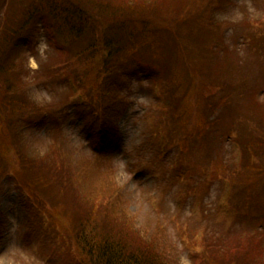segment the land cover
I'll return each mask as SVG.
<instances>
[{
    "label": "rangeland",
    "instance_id": "rangeland-1",
    "mask_svg": "<svg viewBox=\"0 0 264 264\" xmlns=\"http://www.w3.org/2000/svg\"><path fill=\"white\" fill-rule=\"evenodd\" d=\"M218 1L221 6L211 7L209 14L217 27L218 40H224L227 47L224 45L210 56L206 50L208 37L181 29L187 57L182 53V45L165 44L160 52L161 61L170 62L172 67L176 61L180 68V81H173L178 83L173 86L176 93L173 101L182 108L193 109L189 118L187 114L181 119L185 121L183 125L178 124L182 108L170 114L173 120L170 135L182 140L188 135L184 131L198 129L204 135V142L196 136L189 137L193 141L180 149L173 144L163 149V141L152 132L154 114L159 116L161 110L166 114L170 104L162 101L156 91L160 92L159 83L164 81L154 78L153 72L148 75L139 58L148 55V62L153 65L150 69H159L162 64L158 55L152 58L151 52L135 51L114 61L111 73L103 80L105 94L100 96L106 106L103 119L99 117L101 111H97L99 116L92 115L95 111L92 104L98 101L92 98L90 104L78 81H73L79 88L78 94L71 91L67 79L72 78L69 71L73 68L63 70L66 59L54 47L52 37L41 28V23L34 21L32 46L17 53L20 57L16 64L22 63L18 66L23 73L20 80L25 97L47 116H38L42 118V126L18 132L15 141L17 150L30 160L40 159L47 168L56 164L58 176L49 195L45 193V185L38 182V194L35 190L31 197L10 176L18 170L16 158L8 154L0 159L4 170L0 176V252L8 249L11 264H28L30 253L38 255L45 264L77 263L76 256L73 261L70 256L75 255L70 222L73 218L86 220L90 213L95 221L92 231L99 229L106 236L116 229L124 233L129 228V235L122 237L130 238V245H135L133 233L136 234L153 245L157 253L162 252L165 264L182 261L208 264L206 246L225 243L230 237L235 241L242 235H264V216L260 219L263 229L258 231V223L246 215L247 211L240 221L227 215L228 200L231 203L234 197L230 193L233 186L221 176L223 170L231 177L233 171L246 170L237 140L245 141L246 131L249 136L256 134L254 130L259 131L256 138L259 144L245 145L251 157L249 166L261 173L244 185L248 189L241 184L237 185V191L247 197L250 211L254 205L261 209L259 214L263 213L264 42L260 47L254 43L264 40V0ZM25 3L27 0H13L3 21L7 0H0V41L8 28L16 26L17 10L22 11ZM139 3L142 9L153 11L146 0ZM179 3L180 0H163L158 10L163 13L164 8L178 7ZM152 15L157 16L156 10ZM52 69L60 77L47 78ZM161 76L164 77L162 72ZM182 77H186L189 86L187 81H181ZM189 93L200 95L197 98ZM184 95L189 96L185 101ZM54 117L58 123L52 120ZM15 141L13 145L9 140L8 143L14 146ZM64 167L67 171L59 173ZM69 181V192L58 194L56 188ZM51 196L65 207L57 211L51 208L46 200ZM48 216L52 223L50 220L47 228ZM60 227L66 230L70 242ZM117 241L123 242L121 238ZM263 259L264 254L260 253L259 261Z\"/></svg>",
    "mask_w": 264,
    "mask_h": 264
},
{
    "label": "trees",
    "instance_id": "trees-1",
    "mask_svg": "<svg viewBox=\"0 0 264 264\" xmlns=\"http://www.w3.org/2000/svg\"><path fill=\"white\" fill-rule=\"evenodd\" d=\"M12 1L7 0L5 10L2 12L3 21L8 16V8H10ZM100 1L102 2L95 4L91 0H27V5L25 3V6H22V11L19 12L16 9L18 12V16L15 17L14 22L16 26L13 29L8 28L7 35L1 38L0 159H5L8 154L16 158L19 163L18 170H15L11 175L14 176L18 184L31 197H33L32 194L34 195L35 190L36 194H38V182L45 185L47 189L45 193L49 195L52 192L53 183H57L56 176H58V169L55 163V167L51 166L47 168V164L42 160L40 161V159L35 161L30 160L20 150H17L19 148L15 141L19 137L17 135L18 132H24L33 128L38 129L42 126L40 119L46 115L45 111H41V107H37L25 97L23 81L20 80L23 73H21V67L19 66L22 63L16 64L17 57H20L17 53L22 52L23 48L32 46V32L36 26L35 22L41 23V28L52 37L54 47H58L59 54L66 59V67L63 70L66 72L68 71L67 69L73 68L72 71H69L71 76L73 75L72 78L68 77L72 80V88L76 90L80 88L82 94L90 99V101L87 99L90 104L93 103L91 101L92 98L93 100H97L96 104H92L95 109V114L93 113L92 115L99 116L100 114L99 117L103 119L106 116V112H104L106 106L101 101L103 97L100 98V96L105 94L103 80L105 76L111 73L114 61H120L130 54L133 55L135 51L142 54L151 52L150 56L152 58L158 55V60L161 61L160 52H162V47L165 44L175 45V47L182 45V53H184V57H187V47L183 44L182 36H180L181 29L192 31L195 33V36L208 37L206 43L209 44L206 45V50L210 56L211 52L224 48L225 42L224 40H218V35H216L217 27L212 24L213 19L209 14L211 13V7L221 6L218 0H180L178 7L176 5L174 8H164L163 13L158 10V6H161L163 0H146L153 11L156 10L157 16L152 15L153 11L139 7L140 0ZM37 19L38 21H36ZM43 22L45 23L43 24ZM210 41H212V44ZM262 42L264 40L255 41V47L263 46ZM225 46L227 47V45ZM178 55L179 52L174 58H177ZM180 56H182L181 52ZM139 59L144 63L141 66L148 75L153 72L154 78L158 77V80L162 79L164 81V83L162 81L161 84L159 83L160 92L156 91L160 99L168 102L170 105L168 110H166V114L162 110L159 116L156 117V114H154V127L152 128V132L163 141L164 148L173 144L180 149L183 145L186 146L191 143L193 139L189 137L193 136H196L201 143L204 142V135L201 133V129L194 130V132L184 131L188 135H186V139L182 140L170 135V127L173 124L170 114L174 110L182 108L173 101V97L176 94L173 86L178 84L173 81H180L178 62L174 61L173 63L176 64L172 67L170 66V62L169 64L161 61L162 65L159 69L162 71H160L156 67L150 69V66L153 65H150L151 63L148 62V55ZM161 72L164 77L161 76ZM47 73V78L56 79L60 77V74L54 71V69ZM74 80L78 81L77 85L79 88L73 82ZM64 81H66V77ZM181 81H187L186 77H182ZM186 84L190 85L188 81ZM187 89L189 92L190 89ZM199 95L198 93H189V96H197V98ZM189 96L184 95L183 100L185 101ZM102 104L104 105L103 107ZM198 105L197 101V107ZM182 109L178 124L183 125L185 121H181V119L185 118L187 114L189 118L193 109ZM97 111L101 112L98 114ZM38 116H42V118L39 119ZM52 120H56L57 123L59 122L55 117ZM15 129L17 130L16 133L14 132ZM10 130L15 134L12 135ZM254 132L256 133L254 136H249L247 135L248 131H246L244 132L245 141L242 139L237 140L242 148L243 167L246 170L240 169L239 171L238 169L237 171H233L235 172L233 173V177L229 175L228 171L223 170L221 171V176L224 177V181L233 186V189L231 186L232 190L230 193L234 197H232L231 203L228 200L231 206L227 203V215L230 214L232 220L240 221L244 219L243 215L245 213L243 212L247 211L246 215L253 222H257L258 231H262L260 219L264 216V210L263 213L259 214L258 211L261 209H257L252 204L253 206L250 211L248 201L245 199L247 197L240 196L241 193L237 191L238 186L242 184L244 187L246 184V187L253 176L258 177L256 174L261 173L260 169L249 166L251 157L247 151L248 147L251 143L259 144V141L256 139L259 131L254 130ZM9 134L14 138L10 137ZM8 140L11 141L12 145L13 141H15V145L11 146ZM24 162L27 163L26 166H24ZM65 168H60L59 173L62 174L64 171H67ZM2 175H4V170L0 162V176ZM69 186L70 181L65 182L61 188L58 190L56 188V191L58 194L68 193L70 190V188L68 189ZM237 192H239L238 195ZM46 200L50 203L51 208H55L56 211L62 210L65 207L54 196ZM249 204L251 206L250 202ZM83 217H86V215H83ZM87 217L88 219L86 220H80L79 216L77 217L79 219H71L72 222L68 220L71 225L69 231L73 236L75 245V247L73 246L75 255L70 256L72 261L74 260V256H76L75 260H77V263L75 264H165L161 260L164 258L162 252L159 251L157 253L153 245L144 242L136 234L133 233L135 236L134 240H136L135 245H130L132 241L130 238L122 237V234L129 235L127 233L128 226L127 231L124 233L116 229L114 230L115 232H109L110 235L103 236L98 231L99 229L92 231V224L95 222L93 221L92 213ZM47 218L51 220L50 216ZM50 223H52V220ZM61 230L62 233L66 231L62 228ZM65 235L69 241L66 233ZM241 237L235 241L230 237L226 239L225 243L216 242L215 246H206L207 249L205 251H207L208 255V264H264V259L259 261V254H264V235L261 233L255 235V237H245L244 235ZM118 238H121L123 242L117 241ZM255 240L257 241L255 242Z\"/></svg>",
    "mask_w": 264,
    "mask_h": 264
},
{
    "label": "clouds",
    "instance_id": "clouds-1",
    "mask_svg": "<svg viewBox=\"0 0 264 264\" xmlns=\"http://www.w3.org/2000/svg\"><path fill=\"white\" fill-rule=\"evenodd\" d=\"M0 264H11L9 251L6 248L3 252H0ZM28 264H45V261L34 253L29 254ZM182 264H188L187 261H182Z\"/></svg>",
    "mask_w": 264,
    "mask_h": 264
}]
</instances>
